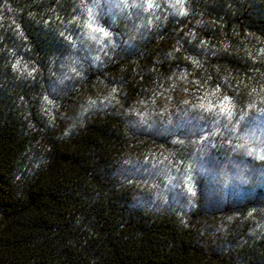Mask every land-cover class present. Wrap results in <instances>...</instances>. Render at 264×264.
<instances>
[{
    "label": "trees",
    "instance_id": "trees-1",
    "mask_svg": "<svg viewBox=\"0 0 264 264\" xmlns=\"http://www.w3.org/2000/svg\"><path fill=\"white\" fill-rule=\"evenodd\" d=\"M257 119L264 0H0V264H264Z\"/></svg>",
    "mask_w": 264,
    "mask_h": 264
},
{
    "label": "rangeland",
    "instance_id": "rangeland-1",
    "mask_svg": "<svg viewBox=\"0 0 264 264\" xmlns=\"http://www.w3.org/2000/svg\"><path fill=\"white\" fill-rule=\"evenodd\" d=\"M238 140L240 141V145L236 146V148L234 149L236 150L235 154L243 158L241 159L235 158V160H229L224 162L222 161L219 163L210 160L211 163L209 165L208 163L203 164L204 168H206L205 170L209 172V174L207 173L208 180H210L211 184L215 186L217 191H222L223 189H225V187H227L226 179L228 178V176H225V174L228 173L230 174L229 177L234 176V178H236V176L234 175L236 172L235 171L236 168L237 169L241 168L242 171L244 167H247L248 164H250V160H252L249 159L248 157H254V154H258L257 152H262L261 150L264 151V119L262 121H259V119H257L256 121L254 120L250 124L248 131L241 132L238 135ZM252 145H255L256 147L251 148ZM211 166H213V168H211ZM213 169L215 170L213 171ZM245 169L243 170L246 171ZM232 172L234 173L232 174ZM244 179H245V173H242L241 178L239 180H244ZM230 184L231 186H234L232 182ZM238 184L240 185L239 187L241 188L243 187V183H238Z\"/></svg>",
    "mask_w": 264,
    "mask_h": 264
},
{
    "label": "snow or ice",
    "instance_id": "snow-or-ice-1",
    "mask_svg": "<svg viewBox=\"0 0 264 264\" xmlns=\"http://www.w3.org/2000/svg\"><path fill=\"white\" fill-rule=\"evenodd\" d=\"M99 31H104L103 29H99ZM104 35L107 36L108 33L107 32H104ZM223 110V109H222Z\"/></svg>",
    "mask_w": 264,
    "mask_h": 264
}]
</instances>
